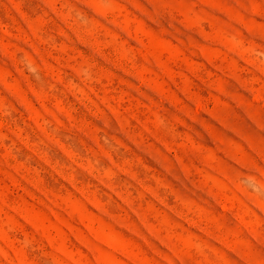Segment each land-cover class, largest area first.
Listing matches in <instances>:
<instances>
[{
    "label": "rangeland",
    "instance_id": "rangeland-1",
    "mask_svg": "<svg viewBox=\"0 0 264 264\" xmlns=\"http://www.w3.org/2000/svg\"><path fill=\"white\" fill-rule=\"evenodd\" d=\"M0 264H264V0H0Z\"/></svg>",
    "mask_w": 264,
    "mask_h": 264
}]
</instances>
